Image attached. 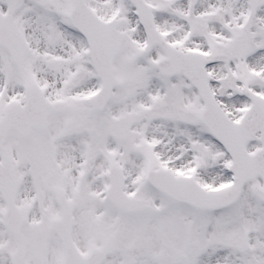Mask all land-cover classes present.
<instances>
[{"label": "snow or ice", "instance_id": "6c2138e0", "mask_svg": "<svg viewBox=\"0 0 264 264\" xmlns=\"http://www.w3.org/2000/svg\"><path fill=\"white\" fill-rule=\"evenodd\" d=\"M0 264H264V0H0Z\"/></svg>", "mask_w": 264, "mask_h": 264}]
</instances>
